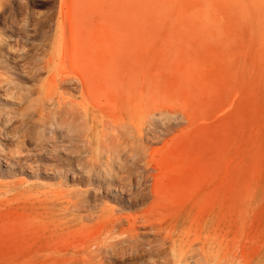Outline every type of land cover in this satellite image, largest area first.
Returning <instances> with one entry per match:
<instances>
[{
	"label": "rangeland",
	"instance_id": "1",
	"mask_svg": "<svg viewBox=\"0 0 264 264\" xmlns=\"http://www.w3.org/2000/svg\"><path fill=\"white\" fill-rule=\"evenodd\" d=\"M16 2L0 264H264V0Z\"/></svg>",
	"mask_w": 264,
	"mask_h": 264
},
{
	"label": "bare ground",
	"instance_id": "2",
	"mask_svg": "<svg viewBox=\"0 0 264 264\" xmlns=\"http://www.w3.org/2000/svg\"><path fill=\"white\" fill-rule=\"evenodd\" d=\"M16 1L17 0H0V16H2V20H1L2 27H1V30L5 34V35H2V33L0 34V66L1 67H3V66L7 67V64L9 62H12V63L15 62V63H18V64H20V62H24V64L25 63L28 64L32 59H34L35 58L34 53L39 50L38 46L36 45L37 44L36 42L40 38V36L45 34L47 26L49 24L51 26V21L53 20V18L44 17V16H37L36 19H28L27 21H17L15 18L8 19V16H7L8 12H10L13 9L14 5L16 3L20 5V2H16ZM60 19H62V18H60ZM51 28H53L54 31L56 32V34H55L56 35V39H58V40L61 39L62 32H63V21L58 20L55 23L54 27L51 26ZM2 36H7L6 37L7 39L6 38L4 39V37H2ZM40 54L42 55V53H40ZM73 81L77 82L78 86H80L81 88L84 87L83 80L79 76H76L73 79ZM154 193H155V191H154ZM155 195H156V193H155ZM140 196H142L141 193H140ZM181 220H182V218L178 217L173 222L179 223V221H181ZM159 222L160 223H157V224L151 226V228H153L155 230L158 225H160V227H161L164 224V222H161V221H159ZM110 225H111V223H110ZM107 227L108 226H106V229H108ZM159 231H160V229H159ZM94 235H96V234H94ZM153 237L161 238L164 243L167 240L166 238L162 237L160 232L156 233L155 235H153ZM98 244H100V243H98ZM82 245H84V244H82ZM116 245H118V244H116ZM81 247H83V246H81ZM101 251H102V249H101ZM156 251L158 252V254L156 256H160L161 258H164L163 254L165 253L166 250L161 249V246H157ZM146 252L150 256L154 255V254H152V250L151 249H150L149 252L148 251H146ZM80 262H82V260ZM163 264H167V262L164 261Z\"/></svg>",
	"mask_w": 264,
	"mask_h": 264
}]
</instances>
